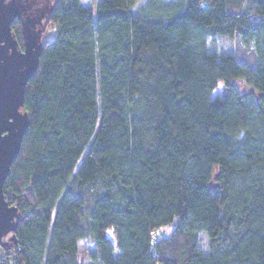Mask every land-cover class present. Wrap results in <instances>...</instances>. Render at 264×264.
Returning <instances> with one entry per match:
<instances>
[{"label": "trees", "instance_id": "obj_1", "mask_svg": "<svg viewBox=\"0 0 264 264\" xmlns=\"http://www.w3.org/2000/svg\"><path fill=\"white\" fill-rule=\"evenodd\" d=\"M50 23L11 264H83L82 241L91 264H264V0H58Z\"/></svg>", "mask_w": 264, "mask_h": 264}, {"label": "water", "instance_id": "obj_2", "mask_svg": "<svg viewBox=\"0 0 264 264\" xmlns=\"http://www.w3.org/2000/svg\"><path fill=\"white\" fill-rule=\"evenodd\" d=\"M37 0H0V246L9 235L13 241L20 214L6 201L4 185L11 166L21 151L29 128V115L24 112L25 94L35 76L43 52L42 25L54 7L34 12ZM16 20L22 21L23 49L12 31Z\"/></svg>", "mask_w": 264, "mask_h": 264}, {"label": "rangeland", "instance_id": "obj_3", "mask_svg": "<svg viewBox=\"0 0 264 264\" xmlns=\"http://www.w3.org/2000/svg\"><path fill=\"white\" fill-rule=\"evenodd\" d=\"M53 3H56L58 0H52ZM107 0H82V5L84 7H88L91 9H96V7L105 2ZM57 35V27H55V25L53 23H50L46 26V31L44 33V40L45 41H52L53 39H55ZM218 51L223 52V53H230V52H235L236 49V44L234 40H231L229 38H219L216 42H215V47ZM227 93V90L224 87V84L222 82L219 83L218 87L212 92V97L216 98V97H221L224 96ZM173 231L172 227L169 228H165L162 229L159 233H158V237L162 238V237H167L170 236L171 233ZM108 235L112 238L113 233L110 231L108 233ZM9 238H11V235H9L8 237H6L4 239L5 242H9ZM80 261L83 264H91L90 260H89V255L90 253H92L94 251L93 245L91 242L88 241H82L80 242ZM201 246L203 249L206 250L207 248V239L205 237V235H202V243ZM1 249L5 248V247H1ZM8 252L10 254L13 253V248H7Z\"/></svg>", "mask_w": 264, "mask_h": 264}, {"label": "flooded vegetation", "instance_id": "obj_4", "mask_svg": "<svg viewBox=\"0 0 264 264\" xmlns=\"http://www.w3.org/2000/svg\"><path fill=\"white\" fill-rule=\"evenodd\" d=\"M56 3H53L52 0H37V5H36V7H34V12H36V11L42 12L46 8L50 9V8L54 7ZM50 18H51V16H50ZM50 18H48V16L45 15V18L42 20V25L37 27L38 30L39 29L43 30V36H44L45 31H46V26L50 22ZM16 21L20 24L21 30H22V21L21 20H16Z\"/></svg>", "mask_w": 264, "mask_h": 264}, {"label": "built area", "instance_id": "obj_5", "mask_svg": "<svg viewBox=\"0 0 264 264\" xmlns=\"http://www.w3.org/2000/svg\"><path fill=\"white\" fill-rule=\"evenodd\" d=\"M15 251L10 254L8 251L0 250V264H11L13 262Z\"/></svg>", "mask_w": 264, "mask_h": 264}]
</instances>
